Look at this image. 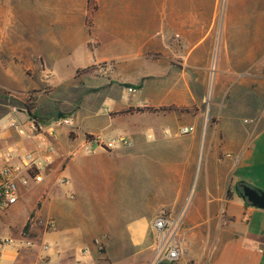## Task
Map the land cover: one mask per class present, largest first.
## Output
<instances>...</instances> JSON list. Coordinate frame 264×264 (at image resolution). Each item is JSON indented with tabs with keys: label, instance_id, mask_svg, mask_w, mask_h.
<instances>
[{
	"label": "crops",
	"instance_id": "crops-1",
	"mask_svg": "<svg viewBox=\"0 0 264 264\" xmlns=\"http://www.w3.org/2000/svg\"><path fill=\"white\" fill-rule=\"evenodd\" d=\"M98 4L93 47L89 36L67 32L54 60L49 37L35 35L32 59L17 72L0 69V90L35 103L24 120L20 109L0 111V152L35 148L10 127L14 118L54 129L58 149L44 182L0 209V237L20 242L0 253V264H155L160 216L180 226L175 243L186 253L159 264H264V210L241 194L245 185L264 192V0H227L221 17L220 0ZM93 61L108 71H90ZM36 75L53 85H24ZM61 85L64 96L52 101ZM64 119L71 125L55 124ZM187 126L195 132L182 135ZM90 136L133 145L87 155ZM31 216L54 224L36 223L27 249Z\"/></svg>",
	"mask_w": 264,
	"mask_h": 264
},
{
	"label": "rangeland",
	"instance_id": "rangeland-1",
	"mask_svg": "<svg viewBox=\"0 0 264 264\" xmlns=\"http://www.w3.org/2000/svg\"><path fill=\"white\" fill-rule=\"evenodd\" d=\"M226 4L227 0H225L224 10ZM99 8L98 0L96 4L87 2V0H0V69L7 65L12 68V71L17 72V67L22 66L26 62L25 60L32 59L31 49L34 45L37 48L40 47L38 36L49 37V55L54 60L59 59L61 55L62 42L65 40L67 32L73 31L78 36H89L91 47H93L96 39L94 19ZM75 33L74 35H77ZM35 35L37 36V42L34 41ZM36 61L38 65L41 64V67H46L41 55L36 57ZM38 65H36V70L40 68ZM88 69L90 71L98 69L100 73L108 71L105 62L97 61H93ZM32 71V68H30L26 73L31 75ZM80 74L82 73L80 72ZM50 79H53V77L50 76ZM33 81L34 85L29 78H26L24 85L36 86L38 89L43 90L54 83L38 79V75L33 78ZM61 81L59 82L61 83ZM94 82L99 83L101 80L97 78L94 79ZM65 87L61 85L49 98H52V101L62 99L63 92L66 90ZM1 91L0 111H5L6 106L9 108L17 107L22 110L18 112L17 118L26 119L28 115L23 113V107L25 103H29L30 94H27L24 99H19L12 97L10 91ZM44 100V96L36 99L39 104L41 102L43 104ZM59 109L61 110L60 105H58ZM240 115L242 116V114ZM7 118L8 115L5 120L8 122Z\"/></svg>",
	"mask_w": 264,
	"mask_h": 264
},
{
	"label": "built area",
	"instance_id": "built-area-1",
	"mask_svg": "<svg viewBox=\"0 0 264 264\" xmlns=\"http://www.w3.org/2000/svg\"><path fill=\"white\" fill-rule=\"evenodd\" d=\"M225 0H220L219 15L225 13ZM221 9V10H220ZM224 11V12H223ZM131 93H135L136 89L130 88ZM0 94L2 91L0 90ZM13 97V96H12ZM17 112V107H10ZM26 111V109H24ZM56 125H71L70 120L64 119L57 121ZM17 134L24 140L33 142L35 148L24 147L21 150L8 148L5 152H0V209H9L16 205L20 199L22 192L32 186L33 181L36 184H41L45 180V176L52 170L58 153L57 146L54 143L55 132L42 122L34 119L28 122H22L16 118L10 123ZM195 132L193 126L183 127L182 135H189ZM133 145L132 141L125 137H109V136H90L86 139L83 146L87 155L94 154L98 149L105 151H113L120 148H128ZM58 182L63 187L71 186V180L66 176H60ZM69 198L73 199L74 194L70 193ZM37 222L34 216H31L27 229L24 231V236L27 239L22 244L25 248L30 249L34 246V241L31 237V229ZM47 230L53 227L51 219L46 222H41ZM153 228L161 235V244L158 250V259L155 264H159L162 259L169 263L179 261L186 253V249L175 243V238L179 235L180 226L172 224L165 216L158 217L153 224ZM99 250H104V246L99 241H96ZM20 245V242L14 237H0V253L7 247ZM48 248L47 245L44 246Z\"/></svg>",
	"mask_w": 264,
	"mask_h": 264
},
{
	"label": "water",
	"instance_id": "water-1",
	"mask_svg": "<svg viewBox=\"0 0 264 264\" xmlns=\"http://www.w3.org/2000/svg\"><path fill=\"white\" fill-rule=\"evenodd\" d=\"M56 116V119L59 120L58 113H56ZM242 195L251 205L264 210V192L245 185L242 187Z\"/></svg>",
	"mask_w": 264,
	"mask_h": 264
},
{
	"label": "trees",
	"instance_id": "trees-1",
	"mask_svg": "<svg viewBox=\"0 0 264 264\" xmlns=\"http://www.w3.org/2000/svg\"><path fill=\"white\" fill-rule=\"evenodd\" d=\"M92 2H93V0H90V3H92ZM30 102L24 104L23 110L26 109V110L31 111V112L33 111V109L35 108V103H30ZM26 229H27V227H26Z\"/></svg>",
	"mask_w": 264,
	"mask_h": 264
}]
</instances>
